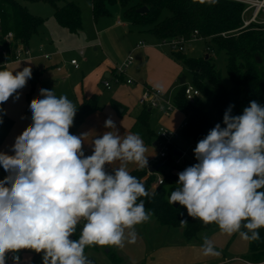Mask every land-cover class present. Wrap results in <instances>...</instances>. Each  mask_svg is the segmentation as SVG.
<instances>
[{"label":"clouds","instance_id":"clouds-1","mask_svg":"<svg viewBox=\"0 0 264 264\" xmlns=\"http://www.w3.org/2000/svg\"><path fill=\"white\" fill-rule=\"evenodd\" d=\"M31 76L30 67L15 75L0 70V104L13 94L19 99L17 90ZM232 107L223 115L225 127L217 123L197 143L198 162L178 173L180 187L169 203L229 236L255 241L264 227V105L253 100L235 116ZM30 110L32 123L16 137L14 155L0 153V166L9 173L0 180V264H6L7 253L22 249L43 252V264H88L87 246L135 243V226L151 217L143 200L137 203L149 193L128 167L148 165L140 135L121 136L109 118L105 127L111 130L91 141L93 151L86 156V135L70 133L77 108L67 96L42 88ZM116 162L114 174L105 171ZM81 220L83 229L73 240ZM203 239V255H220L207 236ZM13 260L18 264L19 257Z\"/></svg>","mask_w":264,"mask_h":264},{"label":"trees","instance_id":"trees-1","mask_svg":"<svg viewBox=\"0 0 264 264\" xmlns=\"http://www.w3.org/2000/svg\"><path fill=\"white\" fill-rule=\"evenodd\" d=\"M54 9L57 22L72 33H79L82 29L83 14L78 3L72 0H47ZM95 20L104 16H111V6L119 4L124 9L125 18L132 24L142 27V30L152 33L160 41L190 38L197 31L198 36L205 43V52L194 56L186 51H170V55L184 68L188 69L193 78V85L199 90V95L189 100L185 94V83L174 97L177 109L185 114L186 125L182 128V138L188 142L197 143L206 137L208 132L217 124H223L225 111L232 107V115H242L243 109L255 100L264 105V22H252L247 27L244 24L243 12L247 3L243 0H216L209 3L205 0H91ZM147 6L148 10L139 9ZM165 10L169 14L164 16ZM0 70H9L3 62L12 61L11 43L6 39L9 32H13L12 42L29 45L34 35L39 32L44 17L33 13L20 0H0ZM207 47L210 48L207 49ZM223 53L226 61V72L229 82H225L222 71L217 67L216 57ZM260 57L259 61L257 58ZM43 69L32 71L31 88L27 94L25 115L32 123L30 103L33 100L38 79ZM99 95L85 97L75 116L71 133L74 132L85 118L99 109ZM6 103L0 104V145L3 144L12 130L15 121L6 113ZM115 106L119 105L113 101ZM29 125V126H30ZM146 144L157 138V130L152 126V108L142 106L132 127ZM14 155V152L11 153ZM157 172L151 173L146 168H137L130 172L144 185L149 196L139 197L137 203L144 202L145 210L150 212L159 223L168 227H183L188 240L196 238L205 230L219 229L215 223L204 224L199 219L188 216L186 208L169 203L173 191L180 187L178 173L194 165L193 162L176 164L174 152L161 158ZM9 173L0 166V180ZM163 182L155 185L158 176ZM264 190V189H262ZM181 220H187L186 225ZM85 221L81 220L71 239H79ZM246 231V229H241ZM260 238L249 241V253L246 258L254 263L264 264V227L257 229ZM102 246L91 245L84 249V255L94 257ZM108 256L113 264H122L123 258L113 247L108 248ZM29 249L9 252L6 264L19 260ZM36 263L43 261V254L34 252Z\"/></svg>","mask_w":264,"mask_h":264},{"label":"crops","instance_id":"crops-1","mask_svg":"<svg viewBox=\"0 0 264 264\" xmlns=\"http://www.w3.org/2000/svg\"><path fill=\"white\" fill-rule=\"evenodd\" d=\"M116 24L123 25V22L120 19H117ZM138 30H140L138 31L139 33L131 30L126 31L125 34L130 39V43L128 44L129 49H127V52L119 60V62H115L116 60H114L113 56L107 54L102 64H99L97 69L100 71V75L104 74L103 78H99L101 79L100 82L99 79L96 81L95 78L93 80H86L85 78H82L77 82L70 80L68 83L70 84L69 89L54 91L57 97L62 95L67 96V98L76 106L77 112L82 100L85 97H89L93 94L99 95V109L90 113L81 125L74 132H72V134L77 136H80L81 134L86 135L83 143V151L86 156L92 154L93 149L91 141L94 138L102 136L104 132L111 130L105 127V121L109 118L114 121L116 129L119 131L121 136L129 132L134 133L132 127L142 108L139 98L145 87L151 86L158 88L163 91L164 97H166V90L182 72L181 64H179L169 54V52L172 51L169 46L163 44L162 41L156 38L152 33L148 32L147 35H145L144 33L142 34L141 29ZM143 35H145L146 38L143 37ZM35 36L42 40L43 34L40 29L39 32L31 39L29 44L30 46ZM146 39L150 41L149 44L145 42ZM140 42H143V44L138 45ZM41 43H44V41ZM40 45L44 47V50L46 49L44 44H39L37 47H34L35 54L39 53L38 48ZM96 45H94L95 50L97 49ZM188 46L189 45H187L186 52L188 51ZM158 47H160V49ZM81 50L83 51V48H81ZM136 51L140 52L139 54L142 64L140 66L137 63V68L135 70H131V67L127 70V77H133L134 82L127 83L126 79L116 81L114 70L115 66L124 61L126 54L128 55V53H132L134 55ZM79 54L81 56L84 55V51L81 53L79 50ZM39 57L42 56L28 58L25 61H10L6 64L14 75L16 72L22 71L24 67H30L32 71L35 68L43 69L40 63L35 64V60L40 59ZM59 65V63L54 62L51 66L57 67V69L59 67L58 70L60 71L61 67ZM73 68L76 70L82 69L81 66L79 68L74 66ZM44 70L45 69H43V72ZM43 72L41 75H43ZM64 79H66V77H62V80ZM111 79L114 80V83L111 84L110 88H108L104 83L106 80ZM67 82L68 81H66V83ZM55 83L59 85L61 82L59 80L55 81ZM30 88L31 78L27 80L26 86L17 90L19 99H16V94H13V96H11L6 103V113L9 117L14 119L15 124L5 142L0 145V153L11 155L16 137L22 134V132L30 125V119L25 115L27 107V94L30 91ZM42 88L44 89V84L41 80H39L33 93V99L40 98V89ZM107 90H109L108 93H106ZM113 101H116L119 105L115 106ZM181 114L184 118L186 117L179 109L175 112L165 114L159 109L153 108L152 126L156 130H158L161 125L173 129H179L182 123L180 117ZM153 120H156L157 123V126L155 127ZM143 142L148 148L146 155H148L147 167H149L153 165V160L157 155V148L155 140H153L150 144H146L144 140ZM176 144L182 150H185L187 147L184 145L182 147L179 145L178 141ZM118 164L119 162H116L114 165L106 164L105 171L109 174H114L113 168L118 166ZM128 167L130 172L137 169L135 164H129ZM152 226L155 230L152 232V235L150 233L148 236L152 239L154 238V240L146 245L143 255L138 259H134L131 264H260L254 263L246 258V255L249 253V241L242 239L239 233L229 236L221 232L220 229L205 230L200 232L196 238L188 240L184 234L183 227L160 226L157 225L156 221ZM135 229L137 233L141 232L137 227ZM204 236H207L208 240L213 244L215 250L219 252L220 255H203L202 245L204 243Z\"/></svg>","mask_w":264,"mask_h":264},{"label":"rangeland","instance_id":"rangeland-1","mask_svg":"<svg viewBox=\"0 0 264 264\" xmlns=\"http://www.w3.org/2000/svg\"><path fill=\"white\" fill-rule=\"evenodd\" d=\"M20 1L26 4L32 12L44 17V22L40 27V31L43 34L42 40L39 37L35 36L33 41L31 42V46H33V48L37 47L39 44H44L46 47V49L42 53H36L35 55H51V58H45L44 56H42L39 57L40 59L35 60V64L40 63L41 67L45 69L43 75H40L39 77V80H41L44 84V89L53 91L67 90L70 88V84H68L70 80L77 82L82 78H85L86 80H93L95 78V80L97 81L99 78H103L104 74L100 75V71L97 68L99 64H102L103 60H105L107 54L112 55L114 60H116L115 62H119V60L127 52V49H129L128 44L130 43V39L128 38V36H126V31L131 30L139 33L138 31L140 30L138 29H141L142 34L144 33L145 35H147L148 33L147 31L145 32V30H142V27L130 23L125 18L124 9L119 4L111 6V16H104L99 18L98 20H95L91 0H72L79 4L83 14L82 29L79 33H72L57 22L56 18L54 17V9L47 0ZM168 14V10H165V12L163 13L164 16ZM117 19H120L123 22V25L116 24ZM257 22H264L263 11L257 17ZM145 35H143V37H145ZM43 41L44 43H41ZM145 42H147L148 44L150 43L148 39H146ZM94 45L97 46L96 50L94 49ZM188 45L189 48L187 53L190 55L199 56L204 54L205 52V43L203 40H194ZM81 48H83L84 51V55L82 56L79 54V50L81 51ZM158 48L160 49V47ZM139 53V51H136L134 53L135 61L130 68L131 70H135L137 68V63L140 66L142 64ZM129 54L130 53H128V55ZM128 55L126 54V57ZM73 58H76L78 60L79 65L82 67L81 70H76L73 68L74 65L71 64V60ZM54 62L60 64V71L58 70L59 67L57 69V67L51 66L52 64H54ZM3 63L7 66V62ZM216 64L217 67L222 71L225 82L228 83L229 79L226 72L225 55L223 53L216 57ZM181 67V74L166 90L167 94L164 98L166 100H170L171 102L174 101L175 94L179 92L182 87L179 80L181 76H186V84H193L191 72L188 69L184 68L182 65ZM62 77H66V79L62 80ZM59 80L61 83L58 85L55 83V81ZM100 80L101 79H99V82ZM66 81L68 82L66 83ZM113 81L114 80L112 79L110 80L111 84L114 83ZM108 92L109 90L106 91V93ZM175 111H177V109H174L172 112ZM180 117L181 122L186 121L182 114ZM156 120H153L154 127L157 126ZM178 143L182 147L183 145L185 147L187 146L185 150L188 153V156H194V149L196 147L195 143L186 142V140H184V138L182 137L178 140ZM155 221L157 225L161 226L159 221L152 214L148 221L135 226V228L137 227L141 231H138L139 233L136 232L137 235L135 243H128L126 240L123 247L102 246L99 252L93 253L94 258H96L99 264H113L110 257L108 256V252L106 251L109 247H113L123 258L122 264H131L134 259H138L143 255L146 245L154 240V238L152 239L148 235H150V233L152 235V232H154L155 229L152 225ZM128 231L129 230L127 229L125 230L126 236ZM34 252V250L29 249V251L25 252L23 257L18 261V264H43V261L40 263L34 262ZM41 254H43V252H41ZM10 264H16V262L10 261Z\"/></svg>","mask_w":264,"mask_h":264},{"label":"built area","instance_id":"built-area-1","mask_svg":"<svg viewBox=\"0 0 264 264\" xmlns=\"http://www.w3.org/2000/svg\"><path fill=\"white\" fill-rule=\"evenodd\" d=\"M247 3V7L245 8L243 12V20L244 24L242 27L249 26L252 22H257V17L259 14L263 11L264 12V0H243ZM1 21V20H0ZM13 32H9L6 35V39L8 42L11 43L12 46H10L11 54L13 56L12 61H25L28 58L36 57L35 50L30 45H25L23 43H16L12 42L13 40ZM194 40H202L198 36V32L195 31L190 38H177V39H171V40H164L162 41L163 44L169 46L171 50L173 51H186L187 45L194 41ZM143 42H140L138 45H142ZM207 49L210 50L209 47ZM39 53H42L44 51V47L41 45L38 48ZM83 53V51H80ZM40 56H44L45 58H51V55L49 54H41ZM134 55L130 53L124 61L120 65H116L115 70V76L116 81H121L122 79H126L127 83H133L134 79L132 77H127V70L131 67V65L134 62ZM71 64L74 65L76 68H79L80 65L78 63V60L76 58H73L71 60ZM105 86L110 88L111 82L110 80L105 81ZM185 87V94L189 100H193L195 96L199 95V90L193 85V84H186ZM139 102L142 106H148L150 108L159 109L165 114H169L174 109H176V106L174 102H171L170 100H166L164 98V93L162 90L146 86L143 93L141 94L139 98ZM186 125V121L182 122L179 129H173L166 127L164 125H161L157 130V138L155 140V145L157 148V155L153 160V165H156V163L161 159L168 155V152L170 150H173L174 152V162L176 164H183L187 162H193L196 164L198 161L193 156H188V153L186 150H182L177 146V141L182 137L181 130ZM175 150L181 151L180 155H177L175 153ZM163 182L162 176L159 175L155 185H159Z\"/></svg>","mask_w":264,"mask_h":264},{"label":"water","instance_id":"water-1","mask_svg":"<svg viewBox=\"0 0 264 264\" xmlns=\"http://www.w3.org/2000/svg\"><path fill=\"white\" fill-rule=\"evenodd\" d=\"M148 10V7L147 6H143L139 9L140 12H145ZM259 61L261 60L260 57L257 58ZM180 81H181V84H184L186 82V77L185 75H183L181 78H180ZM175 153L177 155H180L181 154V151L179 150H175ZM160 168V164H156V165H152V166H149L148 167V170L149 172L151 173H154V172H157ZM175 205H177L178 203H174ZM107 252L109 251V249L106 250ZM86 258H87V261H88V264H99V262L96 260V258H94L93 256L91 255H85ZM43 263V262H42Z\"/></svg>","mask_w":264,"mask_h":264}]
</instances>
